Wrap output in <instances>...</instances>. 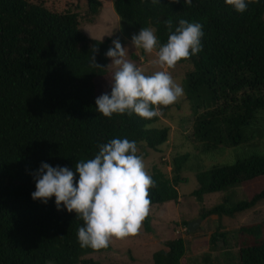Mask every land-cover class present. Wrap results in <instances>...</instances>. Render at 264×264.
I'll return each mask as SVG.
<instances>
[{
	"label": "trees",
	"instance_id": "1",
	"mask_svg": "<svg viewBox=\"0 0 264 264\" xmlns=\"http://www.w3.org/2000/svg\"><path fill=\"white\" fill-rule=\"evenodd\" d=\"M88 7L97 15L101 3L88 0ZM113 9L130 42L150 27L159 45L167 43L166 21H172L173 32L181 19L202 25V50L177 63L192 66L184 88L196 113L192 137L202 151L264 139V0H251L244 13L225 0H192L191 6L184 0H113ZM110 43L88 38L77 13L31 0H0V264H102L88 256L109 252L111 245L82 248L77 233L84 222L75 212L57 210L55 197L47 204L34 201L33 173L42 163L75 171L77 162L94 158L111 139L145 143L156 152L168 140V128L152 127L160 115L109 119L97 111L96 81L109 70L92 67V56L106 68ZM187 159H172L171 177L153 168L150 206L178 201ZM258 178H264V154L198 172L190 197L201 202ZM259 190L234 204L223 197L221 204L202 209L198 219L206 223L211 216L220 220L251 210L264 200ZM143 224L149 230V216ZM208 240L209 251L193 264H264V222L217 229ZM187 250L185 239L167 240L152 264H190Z\"/></svg>",
	"mask_w": 264,
	"mask_h": 264
},
{
	"label": "clouds",
	"instance_id": "2",
	"mask_svg": "<svg viewBox=\"0 0 264 264\" xmlns=\"http://www.w3.org/2000/svg\"><path fill=\"white\" fill-rule=\"evenodd\" d=\"M250 2L225 0V4L238 13H244ZM184 3L191 6L192 0H184ZM166 27L169 36L163 45H159L150 27L141 28L132 36L136 50L155 53L153 63L161 70L153 74H145L128 60V51L118 39L113 40L114 47L106 53L112 61L106 68L92 56V67L114 69L111 93L96 98V109L104 117L135 113L142 119L152 120L160 115L162 106L173 105L184 95L183 87L168 70L202 50V25L181 19L174 32L172 21H166ZM137 153L135 141L117 138L100 145L94 158L77 162L75 171L42 163L33 173L36 190L31 194L32 199L47 204L55 197L57 210L66 208L84 222L77 233L80 246L97 251L106 249L113 238L136 235L149 214V189L155 182L145 170L143 157Z\"/></svg>",
	"mask_w": 264,
	"mask_h": 264
},
{
	"label": "rangeland",
	"instance_id": "3",
	"mask_svg": "<svg viewBox=\"0 0 264 264\" xmlns=\"http://www.w3.org/2000/svg\"><path fill=\"white\" fill-rule=\"evenodd\" d=\"M42 3L46 8L56 12L77 13L80 27L83 33L92 39H110V46L114 47L113 40H120L123 47L127 49V59L136 64L145 74L150 75L159 71V67L153 63L156 59L155 53L147 54L142 49L136 50L132 42L125 39L122 34L120 23L113 9V0H97L101 3L97 15H92L88 0H31ZM135 56V58H133ZM112 61L108 58V65ZM109 74L96 81L99 96L111 92L114 69H108ZM192 70L190 63L177 64L169 69L171 76L184 89V95L173 105L160 108V119L152 127L169 129L168 140L156 152L149 149L145 143L138 144V154L143 157L145 170L148 175L153 168H158L168 177H171L172 159L179 155H188L183 164L181 176L185 183L177 187L178 201L167 202L160 206H150V226L146 230L142 223L136 235L124 239L113 238L110 242L111 251L101 252L88 258L97 260L102 264H152V255L163 248L167 240L181 237L187 243V257L190 264L209 251L208 239L217 229L220 231H233L242 226L264 222V200L253 209L233 217L211 216L201 221L195 231L188 233L183 223L198 220L202 209H208L222 203L223 197H228L230 203H238L251 196L253 192L264 190V178H258L252 182L245 183L241 187L227 188L225 191L206 195L199 202L190 194L197 189L196 174L208 170L214 165H231L236 161L245 160L251 156L264 154V139L246 141L232 148H217L204 152L200 144L192 137L193 120L196 117L195 110L189 99H187L184 84L186 74ZM200 113L202 110L199 111ZM198 113V112H197ZM254 194V193H253ZM232 245V243H230ZM222 246L221 241L217 243ZM197 247V249L195 248ZM216 256L217 252H213Z\"/></svg>",
	"mask_w": 264,
	"mask_h": 264
},
{
	"label": "water",
	"instance_id": "4",
	"mask_svg": "<svg viewBox=\"0 0 264 264\" xmlns=\"http://www.w3.org/2000/svg\"><path fill=\"white\" fill-rule=\"evenodd\" d=\"M199 223H200V220L199 219L198 220H195L193 222H189L187 224V232L188 233H191V232L195 231V229L197 228V226L199 225Z\"/></svg>",
	"mask_w": 264,
	"mask_h": 264
}]
</instances>
